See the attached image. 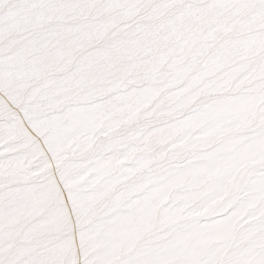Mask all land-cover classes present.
Segmentation results:
<instances>
[{
    "label": "snow or ice",
    "instance_id": "6c2138e0",
    "mask_svg": "<svg viewBox=\"0 0 264 264\" xmlns=\"http://www.w3.org/2000/svg\"><path fill=\"white\" fill-rule=\"evenodd\" d=\"M0 264H264V0H0Z\"/></svg>",
    "mask_w": 264,
    "mask_h": 264
}]
</instances>
